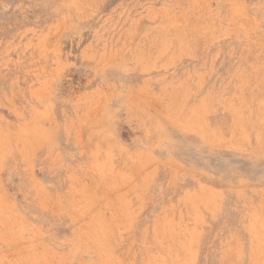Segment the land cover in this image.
<instances>
[{
    "label": "rangeland",
    "instance_id": "374dc122",
    "mask_svg": "<svg viewBox=\"0 0 264 264\" xmlns=\"http://www.w3.org/2000/svg\"><path fill=\"white\" fill-rule=\"evenodd\" d=\"M263 95L264 0H0V264H264Z\"/></svg>",
    "mask_w": 264,
    "mask_h": 264
},
{
    "label": "bare ground",
    "instance_id": "6f19581e",
    "mask_svg": "<svg viewBox=\"0 0 264 264\" xmlns=\"http://www.w3.org/2000/svg\"><path fill=\"white\" fill-rule=\"evenodd\" d=\"M180 96H181V95H180ZM186 96H187V95H186ZM263 96H264V95H263ZM263 98H264V97H263ZM263 98H262V99H263ZM179 99H180V98H179ZM183 99H184V98H183ZM248 99H249V98H248ZM258 100H259V99H258ZM235 101H236V100H235ZM235 101H234V102H235ZM246 101H247V100H246ZM203 102H204V101H203ZM208 102H209V101H208ZM234 102H233V103H234ZM263 102H264V101H263ZM177 103H179V102L177 101ZM228 103H229V102H228ZM231 103H232V102H231ZM204 104H205V103H204ZM179 105H180V104H179ZM202 105H203V104H202ZM207 105H208V104H207ZM227 105H228V104H226V107H227ZM236 106H237V105H236ZM238 106H239V104H238ZM238 106H237V107H238ZM241 106H243V105H241ZM263 106H264V105H263ZM234 107H235V106H234ZM237 107H235V108H237ZM239 107H240V106H239ZM245 107H246V106H245ZM204 108H205V107H204ZM263 108H264V107H263ZM198 109H199V108H198ZM263 110H264V109H263ZM224 111H225V110H224ZM238 111H239V110H238ZM176 112H177V110H176ZM194 114H195V113H193V116H194ZM263 114H264V113H263ZM196 116H197V113H196ZM186 117H187V116H186ZM229 120H230V119H229ZM248 121H249V120H248ZM258 124H259V123H258ZM195 126H196V125H195ZM223 130H224V129H223ZM225 131H226V130H225ZM222 132H223V131H222ZM237 132H238V131H237ZM107 149H108V148H107ZM123 161H124V160H123ZM137 162H138V160H137ZM135 164H136V163H135ZM141 164H142V163H141ZM137 166H138V165H137ZM137 166H136V167H137ZM133 167H135V166H133ZM137 168H138V167H137ZM135 170H136V169L134 168V171H135ZM139 170H141V169H139ZM128 171H129V170H128ZM148 171H149V170H148ZM148 171H147V172H148ZM129 174H130V173H129ZM135 174H136V173H135ZM143 174H144V173H143ZM147 174H148V173H147ZM151 174H152V173H151ZM129 178H130V177H129ZM129 178H128V179H129ZM126 181H127V180H126ZM110 182H111V181H110ZM134 183H135V182H134ZM128 189H129V188H128ZM106 191H107V190H106ZM103 230H105V229H103ZM108 230H109V229H108ZM106 233H107V232H106ZM102 235H103V234H102ZM99 236H100V235H99ZM177 236H178V235H177ZM108 237H109V236H108ZM178 237H180V236H178ZM168 239H169V238H168ZM178 240H179V239H178ZM171 241H172V240H171ZM181 241H182V240H181ZM182 243H183V241H182ZM174 247H175V246H174ZM252 253H253V252H252ZM252 253H251V254H252ZM229 261H230V260H229ZM231 261H232V260H231ZM254 262H255V260H254Z\"/></svg>",
    "mask_w": 264,
    "mask_h": 264
}]
</instances>
